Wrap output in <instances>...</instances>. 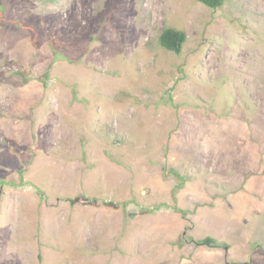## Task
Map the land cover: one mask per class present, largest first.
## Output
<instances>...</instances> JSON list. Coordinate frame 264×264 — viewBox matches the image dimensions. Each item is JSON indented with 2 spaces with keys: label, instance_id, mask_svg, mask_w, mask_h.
<instances>
[{
  "label": "rangeland",
  "instance_id": "1",
  "mask_svg": "<svg viewBox=\"0 0 264 264\" xmlns=\"http://www.w3.org/2000/svg\"><path fill=\"white\" fill-rule=\"evenodd\" d=\"M0 264H264V0H0Z\"/></svg>",
  "mask_w": 264,
  "mask_h": 264
},
{
  "label": "trees",
  "instance_id": "2",
  "mask_svg": "<svg viewBox=\"0 0 264 264\" xmlns=\"http://www.w3.org/2000/svg\"><path fill=\"white\" fill-rule=\"evenodd\" d=\"M197 1L208 8L218 9L224 5L226 0H197ZM186 40H187V36L185 32L174 28H165L159 37V44L165 50L179 55L182 52ZM198 244L206 245L209 247L225 246L224 243L219 242L210 237L200 240Z\"/></svg>",
  "mask_w": 264,
  "mask_h": 264
}]
</instances>
